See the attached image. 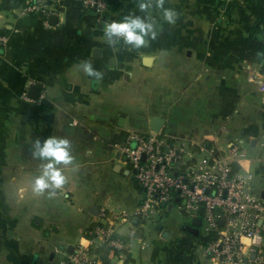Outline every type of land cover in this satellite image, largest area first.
I'll return each instance as SVG.
<instances>
[{
  "label": "crops",
  "instance_id": "obj_1",
  "mask_svg": "<svg viewBox=\"0 0 264 264\" xmlns=\"http://www.w3.org/2000/svg\"><path fill=\"white\" fill-rule=\"evenodd\" d=\"M106 1L102 18L83 0H0V264H71L99 219L93 206L134 215L142 190L116 146L131 132L157 133L195 155L201 145L239 144L245 155L234 169L264 200V0H164L176 23L153 7L158 34L140 49L110 45L103 32L109 19L144 15L140 0ZM83 61L103 78L85 75ZM254 71L259 79L250 81ZM24 91L38 101L26 102ZM51 135L71 141L74 160L63 188L38 194L32 181L44 161L32 146ZM175 203L122 223L125 256L101 250L103 258L221 264L207 254L201 228L199 236L182 228L193 218L177 219Z\"/></svg>",
  "mask_w": 264,
  "mask_h": 264
},
{
  "label": "built area",
  "instance_id": "obj_2",
  "mask_svg": "<svg viewBox=\"0 0 264 264\" xmlns=\"http://www.w3.org/2000/svg\"><path fill=\"white\" fill-rule=\"evenodd\" d=\"M83 3L100 17L106 16V0ZM26 9L34 11L38 6L29 4ZM6 41L7 37L0 32V45ZM257 79L258 73L254 71L249 80ZM260 81L259 90L264 94V78ZM22 98L30 103L38 101L27 91ZM116 146L141 187V201L131 217L102 207L89 243L75 248L71 264H111L101 250L124 257L127 244L117 235L119 226L132 217L145 219L163 203L173 204L177 200L189 215L188 220L203 207L201 232L208 255L221 264H264V200L250 194L248 177L234 169L235 162L245 155L239 144L227 151L201 145V155H195L183 144L167 143L157 133L131 132ZM243 238L250 240L248 255Z\"/></svg>",
  "mask_w": 264,
  "mask_h": 264
},
{
  "label": "clouds",
  "instance_id": "obj_3",
  "mask_svg": "<svg viewBox=\"0 0 264 264\" xmlns=\"http://www.w3.org/2000/svg\"><path fill=\"white\" fill-rule=\"evenodd\" d=\"M153 7L162 10V18L168 24L176 23L177 11L165 7L164 0H155V3L153 0H140L139 9L144 15H125L122 19H113L103 25L107 42L110 45L123 42L134 49L146 46L147 41L155 39L158 34V24L151 11ZM81 68L85 75L94 77L96 81L103 78V73L90 61H83ZM32 155L44 161L32 181L33 191L39 194L50 190L49 195H54L56 189H61L66 184L64 169L74 160L71 141L67 137L57 135L47 136L43 140L37 138L32 146Z\"/></svg>",
  "mask_w": 264,
  "mask_h": 264
},
{
  "label": "water",
  "instance_id": "obj_4",
  "mask_svg": "<svg viewBox=\"0 0 264 264\" xmlns=\"http://www.w3.org/2000/svg\"><path fill=\"white\" fill-rule=\"evenodd\" d=\"M145 60H146V64H150L152 58L147 56ZM154 121H155V124H158L157 119H154ZM154 127L157 128V125H154ZM163 205L165 204L163 203ZM98 211H99V208L97 206L92 207L91 212L93 214H97ZM199 213L203 214V207L199 209ZM201 226H202V217L196 216L193 218L191 223H184L182 228L195 236H199Z\"/></svg>",
  "mask_w": 264,
  "mask_h": 264
},
{
  "label": "rangeland",
  "instance_id": "obj_5",
  "mask_svg": "<svg viewBox=\"0 0 264 264\" xmlns=\"http://www.w3.org/2000/svg\"><path fill=\"white\" fill-rule=\"evenodd\" d=\"M173 130H174V132L175 131L176 132H180L179 128H176V127L174 128V127H171V126L167 127V131H173ZM4 176H5V174H3V173L0 174L1 178H4ZM170 212L179 220H183L184 219V221H185L186 219L187 220L189 219V215L183 209L182 204H180V203H175L174 208Z\"/></svg>",
  "mask_w": 264,
  "mask_h": 264
},
{
  "label": "trees",
  "instance_id": "obj_6",
  "mask_svg": "<svg viewBox=\"0 0 264 264\" xmlns=\"http://www.w3.org/2000/svg\"><path fill=\"white\" fill-rule=\"evenodd\" d=\"M104 258H106V255L105 256H103Z\"/></svg>",
  "mask_w": 264,
  "mask_h": 264
}]
</instances>
